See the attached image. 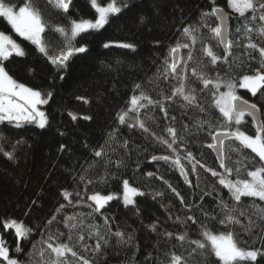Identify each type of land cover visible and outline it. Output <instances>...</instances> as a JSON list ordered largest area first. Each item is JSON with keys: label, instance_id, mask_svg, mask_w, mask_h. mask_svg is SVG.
<instances>
[{"label": "trees", "instance_id": "1", "mask_svg": "<svg viewBox=\"0 0 264 264\" xmlns=\"http://www.w3.org/2000/svg\"><path fill=\"white\" fill-rule=\"evenodd\" d=\"M6 2L19 8L26 0ZM98 2L106 5L109 0ZM123 2L117 0L118 4ZM32 3L49 26L43 35L50 54L63 47L62 38L53 30L55 26L68 28L72 20L96 18L89 0H72L67 13L55 9L48 0H32ZM127 4L128 7L119 15L109 18L103 29L78 36L74 44L86 46L87 51L74 55L67 68L59 71L35 45L19 37L7 20L0 17V31L11 35L26 52L23 57L13 56L4 61L6 70L18 83L45 96L51 93V99L43 107L48 119L46 128L40 129L34 124L23 128H14L7 122L0 124V137H3L0 139L3 149L0 151V236L6 241L10 256L21 264L50 261V250L45 251L43 258L40 256L41 248L46 249L42 241H46L49 235L54 237L53 244L69 243L90 264H168L169 256L166 254L172 252L182 256L186 264H219L210 249L200 250L190 243L203 239L201 225H206L214 233L232 231L242 248L260 249L264 246V212L259 211L264 209V201L242 197L237 205L228 190L216 183L217 178L197 166V180V174L191 172V165L182 160L192 180L189 187L184 177L168 163L152 160L153 155L171 154L153 136L138 128L120 125L117 120L118 113L127 108L130 97L134 93L139 94L135 88L137 84L153 99L171 95L177 81L163 77V61L177 40L183 42L181 32L184 27L200 26L202 13L210 12L213 7L212 0H127ZM215 6L228 14V38L233 41L229 64L208 65V59L202 58L198 41L193 52L194 60L188 62L185 73L187 86L197 89V96L206 112L182 108L184 102L177 97L176 102L166 104L167 118L159 107L142 110L141 118L150 132L157 136L168 138L165 129L174 127L181 142L176 145L181 156L185 155L186 148L206 167L223 172L213 151L206 147L211 142L210 137L206 131L198 130L200 119L215 123L219 113L210 106L211 97L207 91H201L202 84L192 76V69L198 73L203 71L210 77L219 73L224 78H240L245 74H255L257 70L264 71L259 52L246 47L248 40L244 28L245 24L249 25L253 29L250 34L252 41L264 47V36L257 31L264 26V21L238 17L228 7L227 0H215ZM217 25L216 17H209L207 26L200 27V33L215 54L224 56L222 44H218L209 31ZM106 43L110 44L107 48L104 47ZM125 43L134 45V48L117 46ZM187 51L182 49L181 54L186 55ZM237 94L256 103L264 120V95L258 92L253 97L239 87ZM72 115L77 118L72 119ZM84 116H90L91 120L83 119ZM244 121L240 125L241 130L254 135L252 119L245 116ZM114 129H118L117 140L110 145L105 144L108 134ZM124 141H127L126 147L121 146ZM102 145L107 156L95 157L93 150ZM234 147L239 148L238 142L225 143V164L234 170L241 168V178H246L245 169L251 171L264 164L250 149L234 151ZM4 152H13L14 159H8ZM117 161H122V166L117 167ZM81 176L85 177L83 183ZM103 176L108 177L106 182L101 180ZM158 177H163V180ZM231 178H237L235 171ZM88 180L92 183H87ZM123 180L144 192L143 196L135 198V206L125 207L121 199H114L101 210L102 214L93 213L87 206L92 203L87 197L93 193L120 196ZM164 180L181 193L191 211L180 203ZM64 190L80 191L83 201L78 206L68 204L62 196ZM156 192L163 195L153 198ZM72 199L75 202V196ZM221 200L229 208L236 209L232 215L240 220V224L219 223L226 214L220 206ZM61 204L66 206L56 214ZM241 211L244 215H240ZM53 215L56 219L48 224ZM65 216L76 218L68 222L77 225L71 233L65 227ZM187 216H193L197 223L186 220ZM104 217H108L110 231L104 224ZM9 219L22 221L32 229L27 239L17 241L12 230L2 227V222ZM152 225H156V231L152 230ZM94 226H99L100 235L104 237L100 240L99 252L94 251L99 239L92 234L96 230ZM249 227L250 232L245 230ZM116 231L123 232L127 242H121L114 236ZM165 232L173 233V237H165ZM181 234L187 237L182 244L175 238ZM81 235L83 241L79 240ZM129 236L132 238L130 241ZM17 243L22 249L20 252L15 249ZM68 258L76 264L72 257ZM257 264H264V259L258 260Z\"/></svg>", "mask_w": 264, "mask_h": 264}, {"label": "snow or ice", "instance_id": "2", "mask_svg": "<svg viewBox=\"0 0 264 264\" xmlns=\"http://www.w3.org/2000/svg\"><path fill=\"white\" fill-rule=\"evenodd\" d=\"M48 3L55 9L67 13L69 7L72 4V0H48ZM90 6L96 13V18L93 19H80L70 21V26L65 28L64 26H55L54 31L62 38L63 47L55 54L49 53V48L45 42L44 33L48 29V24L44 21V18L36 8L32 0H26L23 6L16 8L11 3H7L6 0H0V17L7 20L8 24L14 32L23 40L29 41L32 45L36 46V49L42 53L49 62L56 67L57 71L60 69H66L68 61L76 54L84 53L87 51V47L84 45L76 46L74 41L78 36L83 33L91 31H99L109 23L111 16H116L121 13L124 8L128 7L127 0H124L122 4H118L117 0H109L106 5H102L98 0H89ZM213 7L210 12L202 13L200 26H188L184 27L181 32V40H177L175 45L169 49L168 57L163 61V77L172 78L177 81V84L173 86L171 95L164 96L162 99H153L148 95L140 84L135 85V88L139 90V94H133L130 100L127 102V108L121 110L117 115V120L120 125H127L129 128H138L143 133L153 136L157 143L163 146L170 155L152 156L153 161H164L168 163L171 168L184 177L185 182L189 187L192 186V180L189 179V169L186 168L182 160H187L188 164L191 165V172L197 174V180H199V174L197 173V166L209 172L212 177L217 178L216 183L223 186L230 193L231 198L240 204L242 197L258 198L260 201H264V164L256 167L254 170L247 171L245 169L246 178H241V168L227 167L225 164V143L227 141L238 142L239 148H233L234 151H242L243 149H250L252 153H255L260 161L264 162V120L259 116V109L256 103H251L246 99H243L237 94L238 87L246 89L251 93L253 97L259 92L264 95V71L257 70L255 74L243 75L240 78L228 76L227 78L221 77L219 73L215 77H210L207 73L201 71L197 72L195 68L192 69V76L195 77L201 84V91H207L211 97L210 106L218 110L219 116L216 118V122L213 123L208 119H200L198 121V130L206 131L207 136L210 137L211 142L206 145L208 149H211L216 153L217 159L219 160V167L224 171L219 172L212 168H208L205 164L201 163L191 151L184 149L185 155L181 156L176 145L180 144V140L177 136V130L168 126L165 131L167 137L157 136L155 133L150 132L146 126L145 120L141 118L142 110L149 107H159L167 118L166 104L169 102H176V98L179 97L184 103L181 104L182 108H195L201 113L206 112L205 107L202 106L200 99L197 96V89L190 88L187 86V64L194 60L193 52L198 41L201 43L200 52L202 58L208 59V65L215 66L217 63L229 64L228 57L232 55L231 48L233 41L228 38V17L224 13L223 9L215 6V0H212ZM228 7L238 15V17L250 19L255 21L259 19L264 21V0H227ZM260 15L257 16L256 13ZM248 13H252L249 17ZM209 17H216L218 25L209 29L212 38L216 39L218 44L224 46L226 55L218 56L212 50L211 47L207 46L203 41L200 33V27L207 26V19ZM245 35L247 37L246 47L249 49L257 50L261 58V69H264V47H259L251 39V33L253 29L245 24ZM238 32L240 28L236 29ZM259 35L264 36V26L259 27L257 30ZM110 44L106 43L105 48L109 47ZM122 48H134L132 44H119L117 45ZM182 49H187L186 55L181 54ZM26 55L24 48L18 43L13 37L5 32L0 31V124L7 122L14 128H23L25 125L34 124L40 129L46 128L48 124L47 115L40 109V105L48 103L51 99V93L46 96L40 91L34 90L30 87L25 86L22 83H18L6 70L4 61H8L11 57H23ZM183 65V67H181ZM63 77H61L62 79ZM224 88L226 91H221ZM78 99H84L78 97ZM85 102H87L85 100ZM71 115V114H70ZM249 116L252 118L254 125V135H248L245 131H242L240 125L245 123L244 117ZM76 115H72V119H76ZM83 119L91 120L90 116H84ZM174 119V117H173ZM118 129H114L108 134L109 139L105 141V144L110 145L112 142L117 140L116 133ZM3 139V137H0ZM16 143H21L17 141ZM127 141H124L121 145L126 147ZM15 146H13L14 148ZM231 147V145H230ZM0 151H3L0 147ZM93 154L95 157H106L104 146L102 145L99 149H94ZM4 155L8 159H14L13 152H4ZM111 163L110 160L106 161ZM117 167L122 166V161L115 162ZM239 163V162H237ZM237 178L233 180V172ZM152 176L153 173H148ZM107 176L101 177V180L106 182ZM162 179L163 177H158ZM80 181L83 183L85 177L81 176ZM169 189L179 198V201L188 211H191V206L185 204L184 197L181 195L176 188H174L167 180L163 181ZM87 183H92L88 180ZM123 193L122 196L117 197L115 194L101 195L99 193H93L89 195L87 199L92 203L87 206L92 209L93 213H101V210L107 206L109 202L114 199H121L125 207L135 206L137 196H143L144 192L140 191L136 187H132L128 180L122 181ZM86 192V189H85ZM162 192H156L153 194V198L162 196ZM210 195V193H205ZM64 200L68 204L78 206L83 201V196L80 191H68L62 192ZM73 196L76 200L73 201ZM202 199V198H201ZM35 203V202H34ZM66 205L61 204L56 209V214H60L62 209ZM220 206L225 211V216L219 221L221 224H240V220L232 215L235 208H229L228 204L221 200ZM259 211L264 212V209ZM102 214V213H101ZM91 215V213H89ZM207 215V214H205ZM240 215H244L241 211ZM215 219V217H211ZM56 219V215L48 221L51 224ZM74 216H65L64 224L71 233L77 225L75 223L69 224V221H74ZM179 219V218H177ZM186 220L197 223L193 216H187ZM82 223V222H81ZM104 224L108 226L109 231L110 225L108 217H104ZM2 227L5 230H12L17 241L25 240L28 238L32 229L25 226L22 221L15 219H9L2 222ZM96 230L92 233L96 237H99L97 243L94 246V251L99 252L101 249L100 240L104 237L100 235L99 226H94ZM152 230L156 231V225H152ZM202 240H192L191 244H194L197 249L204 250L205 248L210 249V252L219 261V264H257V261L264 259V246L260 249L242 248L239 246V242L235 238L232 231L214 233L207 228L206 225H201ZM251 231L250 227L245 229ZM61 235H63L61 233ZM114 236L118 237L121 242L124 241V233L116 231L113 233ZM165 237L172 238L173 233L165 232ZM181 244L186 240V234H181L175 237ZM54 237L49 235L46 241H42L46 244V249L41 248L40 256L44 257L45 251L50 250L51 259L50 261H43V264H72L69 260V256L72 257L76 264H90V261L80 256L69 243H56L53 244ZM71 240V235L68 237ZM131 236L128 237L130 241ZM79 240L83 241L84 237L79 236ZM107 244V240H104ZM35 247V246H34ZM15 249L17 252L22 251L19 243L16 244ZM195 251V249H193ZM169 256L168 264H186L183 257L172 253H167ZM0 264H21V262L10 256L9 248L6 241L0 236Z\"/></svg>", "mask_w": 264, "mask_h": 264}, {"label": "water", "instance_id": "3", "mask_svg": "<svg viewBox=\"0 0 264 264\" xmlns=\"http://www.w3.org/2000/svg\"><path fill=\"white\" fill-rule=\"evenodd\" d=\"M224 11V10H223ZM224 13L226 14V16L228 17V14L226 13V11H224ZM217 19V18H216ZM227 25H228V29H229V19L227 20ZM229 32V31H228ZM222 47H223V49H224V46L222 45ZM259 116H260V118H261V113H260V111H259ZM251 118V117H250ZM252 119V118H251ZM214 153V155H215V157L217 158V156H216V153L215 152H213ZM219 161V160H218Z\"/></svg>", "mask_w": 264, "mask_h": 264}, {"label": "rangeland", "instance_id": "4", "mask_svg": "<svg viewBox=\"0 0 264 264\" xmlns=\"http://www.w3.org/2000/svg\"><path fill=\"white\" fill-rule=\"evenodd\" d=\"M242 90H246V89H242ZM44 106H45V104H44V105H40V106H39V107H40V109H41L42 111H44V110H43V107H44ZM116 196H117V197H120V196H122V195H120V196H119V195H116Z\"/></svg>", "mask_w": 264, "mask_h": 264}]
</instances>
